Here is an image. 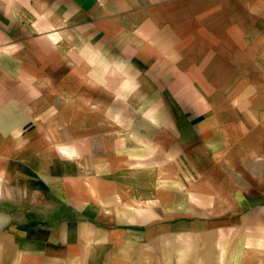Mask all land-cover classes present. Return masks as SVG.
I'll return each mask as SVG.
<instances>
[{"label":"crops","instance_id":"0c3cea01","mask_svg":"<svg viewBox=\"0 0 264 264\" xmlns=\"http://www.w3.org/2000/svg\"><path fill=\"white\" fill-rule=\"evenodd\" d=\"M0 264H264V0H0Z\"/></svg>","mask_w":264,"mask_h":264}]
</instances>
